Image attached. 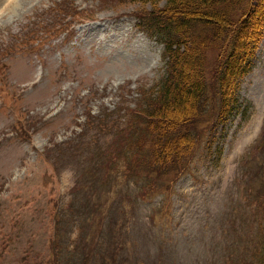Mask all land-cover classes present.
I'll list each match as a JSON object with an SVG mask.
<instances>
[{"label": "rangeland", "instance_id": "374dc122", "mask_svg": "<svg viewBox=\"0 0 264 264\" xmlns=\"http://www.w3.org/2000/svg\"><path fill=\"white\" fill-rule=\"evenodd\" d=\"M142 8L0 0V264H51L54 246L57 264H257L264 38L240 107L211 144L179 174L127 176L123 160L105 164L126 130L100 132L88 115L114 111L121 122L140 84L165 77L164 44L134 15Z\"/></svg>", "mask_w": 264, "mask_h": 264}, {"label": "trees", "instance_id": "16d2710c", "mask_svg": "<svg viewBox=\"0 0 264 264\" xmlns=\"http://www.w3.org/2000/svg\"><path fill=\"white\" fill-rule=\"evenodd\" d=\"M132 1L143 7L134 13L139 24L164 44L166 75L154 87L140 84V98L123 121L113 111L90 114L88 123L105 133L126 130L117 151L110 150L116 139L108 146L106 166L123 160L125 175L137 178L175 169L179 174L240 107L242 80L253 70L264 38V0ZM57 157L62 155L51 158L54 164ZM57 247L51 264H57ZM72 260L89 264L86 258ZM256 263L264 264V244Z\"/></svg>", "mask_w": 264, "mask_h": 264}]
</instances>
